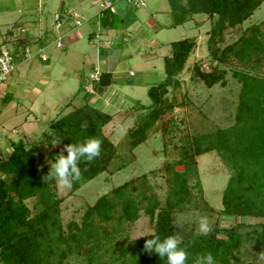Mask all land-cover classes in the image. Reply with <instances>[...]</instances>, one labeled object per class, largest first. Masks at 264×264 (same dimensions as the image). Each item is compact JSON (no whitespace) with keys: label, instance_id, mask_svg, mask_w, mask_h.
Instances as JSON below:
<instances>
[{"label":"rangeland","instance_id":"rangeland-1","mask_svg":"<svg viewBox=\"0 0 264 264\" xmlns=\"http://www.w3.org/2000/svg\"><path fill=\"white\" fill-rule=\"evenodd\" d=\"M106 1L112 3L111 12L117 20H122L111 28L102 27L95 17L98 5ZM112 1H0V45H7L16 55L13 73L0 85L1 155L10 151V142L21 140L29 142V147L36 150L39 163L48 162L49 154L55 158L59 154L58 145L39 144V134L46 122L56 117L65 105H68L65 113L80 105L83 96V89L80 88L88 82V75L96 65L101 71L111 74L113 84L108 91L115 89L120 111L127 112L130 106L137 103L143 105V111L128 113L127 118L122 117L120 112L112 115V121L104 129L105 136L117 148V158L110 164L108 172L97 175L72 194L68 193L69 188H59L55 183L56 195L61 199L59 218L62 227L69 221L78 223L84 209L98 197L137 177L144 179V185L148 187V190L141 191L142 194L137 191V196L141 198L153 193L158 202L163 203L167 190L162 170L164 166L172 164L175 171L182 172L183 168L178 163L180 145L189 142L193 136L214 133L231 126L241 86L234 72L252 74L260 71L236 63H233L234 67H222L209 60L205 43L208 26L195 27L194 19L168 28L172 25L171 16L158 9L164 0H137L143 4L137 7L133 5L135 0ZM57 8L59 12L66 8L73 14L69 18L71 25L74 20L80 22V26L74 28L77 39L68 46L63 44L62 48H55L53 42L60 35L54 28ZM263 19L264 0H261L257 9L240 27L223 32L222 43L218 48L230 44L237 39L242 29ZM159 25L161 28L157 27ZM40 31L44 37L41 41L43 47H40L48 60L46 63L40 62L34 55L39 45L33 37ZM90 31L98 38L88 41L86 37ZM24 37L29 41L19 48ZM194 37H197L195 52L188 57L176 76L179 85L174 91L168 90L166 96L172 109L166 110L151 127L143 143L128 152L124 135L137 121L139 114L144 115L152 109L145 91L164 80L162 58L169 56V44ZM12 38L17 41L10 42ZM22 48L28 52L25 59L22 57ZM193 67L200 73L214 74L217 70L219 79L212 87L206 88L196 77ZM4 96H8L5 102L2 100ZM103 102L104 106L110 108L106 100ZM148 105L149 109L146 108ZM110 111L113 113V109ZM25 119L28 128L23 123ZM125 162H128L126 166L115 170ZM195 163L197 177H190L188 181L190 195L184 211L172 219L174 235L180 240L201 235L198 224L201 218H206L211 228L208 234L214 233L218 239H224L227 231H232L240 237V246L230 256L231 264H264V260L259 259L263 253L261 245L253 239L259 229L252 226L262 223V219L240 220L221 213L220 197L232 172L230 164L213 151L196 157ZM24 204L31 208L32 201L26 200ZM117 213L115 211L114 215ZM237 223H242V227H236ZM106 230L110 232L106 245L114 249L121 246L131 248L137 239L153 233V220L140 209L135 221L124 222L115 233L110 225L106 226ZM66 264L84 262L80 257L71 256Z\"/></svg>","mask_w":264,"mask_h":264},{"label":"trees","instance_id":"trees-1","mask_svg":"<svg viewBox=\"0 0 264 264\" xmlns=\"http://www.w3.org/2000/svg\"><path fill=\"white\" fill-rule=\"evenodd\" d=\"M260 3L261 0H168L171 27L182 25L194 15H203L209 20L206 39L209 60L222 67H234L233 63H236L260 71L252 74L234 72L241 86L231 126L193 136L189 142L180 145L178 163L182 172L175 171L172 164L164 166L167 190L163 203H159L153 193L138 197L137 191L141 193L148 187L144 185V179L137 177L98 197L84 209L78 223L69 221L62 227L59 218L61 199L56 195L55 182L44 183L42 180L49 170L48 162H54L55 158L49 154L48 162L39 163L36 150L29 144L21 140L10 142V151L0 154V264H66L71 256L80 257L84 264H167L166 258L143 251L144 243L150 238L163 240L174 235L173 216L184 211L190 195L188 181L190 177H197L195 158L212 151L232 167L221 192V213L240 220L262 219V223L252 226L259 229L253 239L260 243L264 253V19L245 27L236 40L218 48L223 32L240 27ZM97 19L102 27L111 28L121 22L110 9L98 11ZM97 38L93 35L91 39ZM21 40L19 48L26 44L25 39ZM169 49V56L162 58L164 80L146 90L152 109L139 116L124 135L128 152L143 143L151 127L166 110L172 109L166 96L168 90L174 91L179 85L176 76L193 52L194 41L181 39L170 43ZM15 56L13 51V60ZM193 69L206 88L219 79L217 70L213 74L200 73L196 67ZM109 84V75L100 74L94 90L99 93ZM2 100H8V96ZM146 108L149 109V105ZM109 120L107 114L85 103L51 120L40 134L38 143L44 146L52 145L53 139H61L57 144L59 154L64 145L79 144L90 137L101 141L99 157L91 162L82 158L79 162L82 179L73 183L69 194L97 175L108 172L110 164L117 158L116 146L102 132ZM63 154L67 155L66 151ZM127 164L121 163L115 170ZM26 200L32 201L31 208L24 204ZM140 209L153 220V233L137 239L131 248L114 249L106 245L110 239L106 226L110 225L115 233L124 222L135 221ZM115 211L118 213L114 215ZM242 225L237 223L235 226ZM239 246L240 237L232 231H227L224 239H218L214 233L201 234L182 239L180 244L188 253L187 264H193L196 257L208 252L212 253L215 264H231V253Z\"/></svg>","mask_w":264,"mask_h":264},{"label":"clouds","instance_id":"clouds-1","mask_svg":"<svg viewBox=\"0 0 264 264\" xmlns=\"http://www.w3.org/2000/svg\"><path fill=\"white\" fill-rule=\"evenodd\" d=\"M61 139H53V146L59 144ZM66 151L67 155L63 153ZM101 153V141L95 137L85 139L79 144L64 145L60 154L55 157L54 162L49 161V170L42 177L44 183L55 182L59 188H71L74 182L82 179V172L78 166L81 159L91 162L99 157ZM173 223L178 224L177 221ZM179 225V224H178ZM201 234L207 235L211 228L206 218H201L198 224ZM181 240L176 235H170L163 240L159 237L147 239L143 251L151 254L156 253L160 258H166L167 264H187L188 253L180 247ZM264 260V253L259 255ZM193 264H215L211 252L195 258Z\"/></svg>","mask_w":264,"mask_h":264},{"label":"crops","instance_id":"crops-1","mask_svg":"<svg viewBox=\"0 0 264 264\" xmlns=\"http://www.w3.org/2000/svg\"><path fill=\"white\" fill-rule=\"evenodd\" d=\"M0 1H4V0H0ZM17 1V0H16ZM19 1H22V0H19ZM24 2H28L29 0H23ZM114 2L115 1H119V0H113ZM112 1V2H113ZM166 2L168 3V0H164V3L166 4ZM183 2V1H182ZM164 3H160V5L158 6V9H161V11L160 12H163V13H166V14H169L170 16H171V14H170V6H169V4L167 5H165ZM112 4V3H111ZM100 5L101 4H99L98 6H99V10H100ZM143 5V4H142ZM59 8H57V10H58ZM42 10L44 11L45 9H44V6H43V8H42ZM98 10V11H99ZM57 12H59V10L57 11ZM56 12V14H58V15H55L56 16V21L57 22H60L61 23V26L59 27V29H58V33H60V35H58V36H60L61 37V39H62V45L64 44L65 46H68L69 44H71V43H73L76 39H77V36H78V34H77V32L74 30V27L72 28L71 26V22L69 21V18L73 15L71 12H69V10H67L66 8H64L63 10H61L59 13H57ZM97 13L98 12H96V14H95V17H97ZM59 15H61V17L59 16ZM114 15V14H113ZM115 16V15H114ZM63 19V20H62ZM195 19V21H194V26L195 27H198V28H200V27H202V26H205L206 25V28H207V26H208V30H209V28H210V22H209V20L205 17V16H203V15H194V16H192L188 21H190V20H194ZM55 21V22H56ZM120 21H122V20H120ZM55 22H54V24H55ZM187 22V21H186ZM184 24V23H183ZM71 25V26H70ZM33 26H35L36 27V24H33ZM68 27V28H67ZM158 28H161V26L159 25V26H157ZM163 27H165L164 25H163ZM40 27H38L37 29H39ZM168 28H171V26H169ZM200 30V29H199ZM206 30V29H205ZM207 30V31H208ZM20 31H22V32H20L22 35L24 34V32H23V30L22 29H20ZM199 32V31H198ZM206 32V31H205ZM41 34V31L39 32V34L37 33V35H33L34 37H33V39L38 43V45H39V47L41 46V47H43L42 46V44H41V41L43 40V36L42 35H40ZM199 34V33H198ZM93 35H95L92 31H90V32H87V37H86V39L89 41L91 38H92V36ZM96 36V35H95ZM198 36V35H197ZM199 37V36H198ZM21 39H25L26 40V44L28 43V38H26V37H24V38H21ZM187 39H190V38H187ZM197 39V37H194L193 39H191V40H193L194 41V50H193V52H195V49H196V42H195V40ZM206 39H207V37H206ZM46 39H44V41H45ZM205 43H206V40H205ZM193 52L189 55V56H191L192 54H193ZM206 55H207V51H206ZM188 59V58H187ZM48 60H46V62H47ZM46 62H42V63H46ZM96 67H97V69H98V71L100 72V74H107V75H109V82H110V84L107 86V87H105V88H102L101 90H100V92L98 93L96 90H94V89H97V87L96 86H94L93 87V83H90L89 82V76H90V73H89V75H88V82H89V84H88V82L85 84V85H83L80 89H83V96H82V98H81V103H80V105L79 106H81V105H83V104H87L88 106H90V107H92V108H95V109H97L98 111H100V112H102V113H104V114H107L109 117H110V120H109V122L103 127V129H102V132H103V134H104V136H105V132H104V129L107 127V125H109V123L112 121V119H113V116L112 115H115L116 113H121V115H122V117H125V118H127L129 115H128V113H131V112H140V111H143V105H140V104H138L137 102V104H134L133 106H130L129 108H128V111L126 112V110L125 111H120L119 109H118V107H117V105H118V103H116V92H115V89L114 90H109L108 91V88L113 84V81H112V78H111V74L109 73V72H107V71H101L100 69H99V67L96 65ZM94 68V67H93ZM95 84V83H94ZM96 85V84H95ZM93 87V88H92ZM89 88H91L92 89V92H90V91H88L89 90ZM90 89V90H91ZM148 88H146V90H147ZM90 92V93H89ZM146 92V91H145ZM92 93H94L93 95H92ZM110 96V97H109ZM107 101L108 103H109V106H110V108H107L106 106H104V102L103 101ZM67 106L68 105H65L64 106V108H63V110L57 115V116H60V115H63L65 112H64V110L67 108ZM79 106H77V107H79ZM74 109V108H73ZM113 109V113H112V111H110V110H112ZM119 110V111H118ZM108 111H110L109 113H107ZM118 111V112H117ZM119 113V114H120ZM66 114V113H65ZM142 114H139V116H141ZM57 116L56 117H54L53 119H55V118H57ZM133 116V115H132ZM44 116H42V118H43ZM122 117H119L118 116V118H120V119H122ZM53 119H51V120H53ZM51 120H49L48 122H46V126H45V128H44V130L43 131H41L40 132V134L42 133V132H44L45 130H46V127H47V124L51 121ZM123 121L125 120V119H122ZM23 123H25V128H28V122L26 121V119L23 121ZM136 123V121L134 122V124ZM133 124V125H134ZM132 125V126H133ZM131 126V127H132ZM130 127V128H131ZM129 129V128H128ZM127 129V130H128ZM40 134H39V136H40ZM108 138V137H107ZM24 142V141H23ZM25 143H29V142H25Z\"/></svg>","mask_w":264,"mask_h":264},{"label":"built area","instance_id":"built-area-1","mask_svg":"<svg viewBox=\"0 0 264 264\" xmlns=\"http://www.w3.org/2000/svg\"><path fill=\"white\" fill-rule=\"evenodd\" d=\"M111 2L110 1H106L105 3H102L100 5V10L99 11H103L105 9H110L111 10ZM133 5L135 7L142 5L140 2H138L137 0L134 1ZM73 27H79L80 26V22L78 20H74L72 23ZM61 26L60 22H55L54 24V28L56 30L59 29V27ZM22 32V31H20ZM14 38H12L11 40H9L10 42H12ZM54 46L55 48H62V39L60 36H57L54 40ZM28 52L26 48H23V54L22 57L25 59V57L27 56ZM35 56H37V58L39 59L40 62H46L47 58L42 54V48L38 46L35 54ZM14 71V60H13V50H11L7 45L5 44H1L0 45V85L2 83H4L6 81V79L8 78V76H10ZM99 78H100V72L98 71L97 67H94L90 73L89 76V82L90 83H95L97 84L99 82ZM91 88H89L88 91L91 92L90 90Z\"/></svg>","mask_w":264,"mask_h":264}]
</instances>
